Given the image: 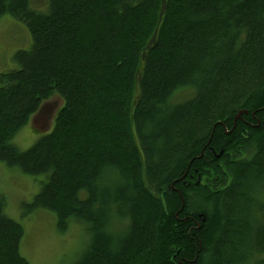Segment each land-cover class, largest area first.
Instances as JSON below:
<instances>
[{"label":"trees","instance_id":"16d2710c","mask_svg":"<svg viewBox=\"0 0 264 264\" xmlns=\"http://www.w3.org/2000/svg\"><path fill=\"white\" fill-rule=\"evenodd\" d=\"M37 1L0 0L31 38L0 73V162L43 178L27 210L85 227L74 264H264V0ZM22 237L0 195V264H29Z\"/></svg>","mask_w":264,"mask_h":264},{"label":"rangeland","instance_id":"374dc122","mask_svg":"<svg viewBox=\"0 0 264 264\" xmlns=\"http://www.w3.org/2000/svg\"><path fill=\"white\" fill-rule=\"evenodd\" d=\"M41 4L35 0L33 6L41 7ZM30 46L31 38L26 27L9 15L3 16L0 19V73L12 69L13 55L28 50ZM189 93H177L173 102L183 101ZM61 106L58 96L43 102L37 115L14 135L11 143L21 152L31 148L52 130ZM34 125L43 126L45 130H37ZM41 181L42 177L26 175L0 162V195L5 200V215L23 229L20 254L29 264H74L88 245L85 227L70 222L66 230L60 231L54 214L42 209L30 211L25 207L37 194Z\"/></svg>","mask_w":264,"mask_h":264},{"label":"water","instance_id":"95a60500","mask_svg":"<svg viewBox=\"0 0 264 264\" xmlns=\"http://www.w3.org/2000/svg\"><path fill=\"white\" fill-rule=\"evenodd\" d=\"M246 114H247V112H245V111L238 112V114H237L236 117H235V120L239 119V117H240L241 115H246Z\"/></svg>","mask_w":264,"mask_h":264},{"label":"bare ground","instance_id":"6f19581e","mask_svg":"<svg viewBox=\"0 0 264 264\" xmlns=\"http://www.w3.org/2000/svg\"><path fill=\"white\" fill-rule=\"evenodd\" d=\"M40 109V108H39ZM39 109H38V111L35 113V115H37V113L39 112ZM32 121V120H31Z\"/></svg>","mask_w":264,"mask_h":264},{"label":"clouds","instance_id":"9594fccd","mask_svg":"<svg viewBox=\"0 0 264 264\" xmlns=\"http://www.w3.org/2000/svg\"><path fill=\"white\" fill-rule=\"evenodd\" d=\"M123 223H124V224H126L127 222H126V221H124Z\"/></svg>","mask_w":264,"mask_h":264}]
</instances>
